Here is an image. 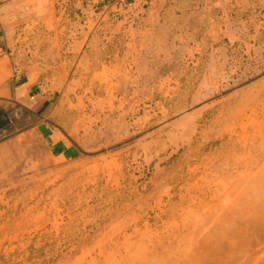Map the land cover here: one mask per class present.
I'll return each mask as SVG.
<instances>
[{"label": "rangeland", "instance_id": "rangeland-1", "mask_svg": "<svg viewBox=\"0 0 264 264\" xmlns=\"http://www.w3.org/2000/svg\"><path fill=\"white\" fill-rule=\"evenodd\" d=\"M121 3L0 0V96L62 54L104 87L72 82L62 143L0 185V264H264V0H169L116 68L86 47Z\"/></svg>", "mask_w": 264, "mask_h": 264}, {"label": "crops", "instance_id": "crops-1", "mask_svg": "<svg viewBox=\"0 0 264 264\" xmlns=\"http://www.w3.org/2000/svg\"><path fill=\"white\" fill-rule=\"evenodd\" d=\"M138 2H141V7L132 9ZM145 3L150 4L146 10L143 8ZM161 3V0H132L128 6L121 3L116 11L111 6L104 8L99 15L108 16L109 22L102 26L106 31H94L88 38L86 50L91 43L98 42L105 47L111 40L107 51L114 52L110 58L113 57L111 60L117 61L115 64L111 63V66L119 68L121 48L130 43L129 33L134 25L139 24L150 31L152 26L157 24L149 18L152 11L159 19L164 16L175 17L173 6L165 8L169 0H165L163 7ZM142 9L146 11L145 14L141 13ZM119 25L122 37L113 36L112 32ZM123 41L127 42L123 44ZM62 57L59 65L53 66L51 74L49 70L52 67L43 64L41 65L44 69L41 70L44 71L38 75H34L32 70L19 71L8 82L7 88L0 96V185L8 183L16 167L22 170L35 160H45L46 155L62 143L60 127L67 125L65 119L68 112L64 99L68 90L76 88L72 82L82 83L80 89L76 88L75 96H85L87 91V95L91 96L96 94V90L104 88L100 82L94 81L96 64L89 56L86 72L78 68L80 55L64 57L62 54ZM66 72H71L72 76L65 84ZM63 84L65 86L59 89Z\"/></svg>", "mask_w": 264, "mask_h": 264}, {"label": "bare ground", "instance_id": "bare-ground-1", "mask_svg": "<svg viewBox=\"0 0 264 264\" xmlns=\"http://www.w3.org/2000/svg\"><path fill=\"white\" fill-rule=\"evenodd\" d=\"M205 103H206V102H205ZM197 104H198V103H197ZM203 104H204V103H203ZM186 122L189 123V124H188V127H187V128H189V126H191V122H190V120H186ZM186 125H187V124H186ZM186 125H185V126H186ZM192 125H193V124H192ZM194 129H195V128H193L192 130H194ZM192 130H191V131H192ZM191 135H192V133H190V134L187 135V136H186V135H183V137H182V139H181L182 142L188 141V139L191 138ZM246 207H247V206H246ZM246 207H245V208H246ZM249 207H250V206H249ZM242 209H243V208H242ZM242 209L240 208V210H242ZM240 210H238V211L240 212ZM248 210H249V208H248ZM243 212H244V211H243ZM247 212H248V211H247ZM242 214H244V213H242ZM242 214H241V215H242ZM248 214H249V213H248ZM244 215H245V214H244ZM256 224H257V223H256ZM243 225H244V224H243ZM248 225H249V224H245L243 227L241 226V227H242L241 230H240L241 227L239 228V230H240V231H239V236L245 235V233L249 232L250 227H248ZM254 225H255V224H254ZM257 225L260 226V223H258ZM261 226H263V225H261ZM254 227H255V226H253V228H254ZM253 228H252V229H253ZM262 228H263V227H262ZM252 229H251V230H252ZM255 229H256V228H255ZM255 229L252 230L253 233H254V231L257 230V229L255 230ZM261 230H262V229H261ZM250 232H251V231H250ZM250 232H249V233H250ZM252 232H251V233H252ZM259 232H260V228H259ZM259 232H256V233L259 235ZM249 233H248V234H249ZM251 233H250V235H251ZM248 234H247V235H248ZM254 234H255V233H254ZM256 236H257V235H256ZM245 237H246V240H247L248 243H249V241H251V240H248V239H249L248 236H245ZM253 237H254V236H253ZM170 238H171V237H170ZM242 239H243V237H242ZM243 240H245V239H243ZM253 240H255V239H253ZM260 241H261V240H260ZM202 242H203V243H202ZM200 243H202V244H200ZM200 243H199V244L196 243L197 245H199L198 247H197V246H196V247L200 249V251H201L200 255H202V257L204 258V260H206V258H207V257H206V256H207L206 254H208V251H206L205 248L207 247V243L205 242V240H204V241H203V240L200 241ZM244 243H245V242H244ZM252 243H253V242H252ZM256 243H257V242H256ZM259 243H260V242H259ZM196 244H194V245H196ZM228 244H230V243H228ZM242 244H243V242H242ZM254 244H255V243H254ZM240 245H241V244H240ZM252 245H253V244H252ZM260 245H261V244H260ZM236 246L239 247L238 245H236ZM245 246H246V245H245ZM245 246H244V247H245ZM194 248H195V247H194ZM223 248H225V247H224V246H222V247H218V246H216L214 249L210 250V252L212 251V253H213V252H216V251H220V249L222 250ZM228 248L230 249V245H229ZM239 248H240V247H239ZM241 248H243V247H241ZM245 248H246V247H245ZM241 250H242V249H241ZM198 251H199V250H198ZM222 251H223V250H222ZM228 253H229V252H228ZM229 254H231V253H229ZM193 255H195V254H193ZM208 255H209V254H208ZM231 255H232V254H231ZM195 257H196V256H194V258H195ZM200 257H201V256H200ZM209 257H210V256H209ZM231 257H232V256H231ZM194 258H193V259H194ZM228 258H229V257H228ZM193 259H192V261H193ZM200 259H201V258H200ZM235 259H236V258H235ZM233 260H234V258H233ZM238 260H239V259H238ZM227 261H228V260H227ZM227 261H226V262H227ZM236 261H237V260H236ZM200 262H204V263H205L206 261H203V259H201ZM245 262H246V261H245ZM224 264H225V263H224Z\"/></svg>", "mask_w": 264, "mask_h": 264}]
</instances>
